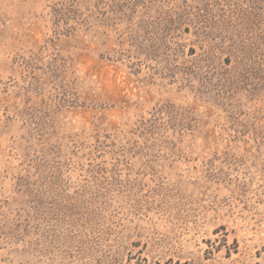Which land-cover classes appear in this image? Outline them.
Wrapping results in <instances>:
<instances>
[{"label":"rangeland","instance_id":"rangeland-1","mask_svg":"<svg viewBox=\"0 0 264 264\" xmlns=\"http://www.w3.org/2000/svg\"><path fill=\"white\" fill-rule=\"evenodd\" d=\"M0 264H264V0H0Z\"/></svg>","mask_w":264,"mask_h":264}]
</instances>
